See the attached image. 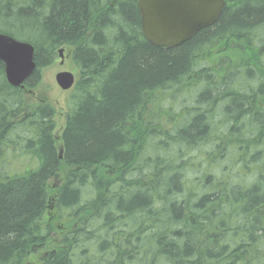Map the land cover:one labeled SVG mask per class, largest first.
Returning a JSON list of instances; mask_svg holds the SVG:
<instances>
[{
	"label": "trees",
	"instance_id": "1",
	"mask_svg": "<svg viewBox=\"0 0 264 264\" xmlns=\"http://www.w3.org/2000/svg\"><path fill=\"white\" fill-rule=\"evenodd\" d=\"M225 1L163 50L137 0H0L37 65L15 89L0 63V264H264V0ZM62 48L78 80L58 130L29 97Z\"/></svg>",
	"mask_w": 264,
	"mask_h": 264
},
{
	"label": "water",
	"instance_id": "2",
	"mask_svg": "<svg viewBox=\"0 0 264 264\" xmlns=\"http://www.w3.org/2000/svg\"><path fill=\"white\" fill-rule=\"evenodd\" d=\"M145 40L155 48L176 49L192 40L201 30L213 26L221 17L224 0H137ZM64 50L60 57L64 60ZM0 62L5 65L8 84L23 89L35 73L33 45L0 33ZM56 83L63 91H70L76 79L72 73L56 75ZM63 148L60 149L62 158Z\"/></svg>",
	"mask_w": 264,
	"mask_h": 264
},
{
	"label": "rangeland",
	"instance_id": "3",
	"mask_svg": "<svg viewBox=\"0 0 264 264\" xmlns=\"http://www.w3.org/2000/svg\"><path fill=\"white\" fill-rule=\"evenodd\" d=\"M65 60L64 63L61 62V59L58 57L57 61L50 68H46L42 71V83L38 90L34 92L33 95L29 97V101L32 105H36L38 103H50L56 108V112L58 114L57 118V128L60 130V127L64 124V117L67 114L68 109V101L71 99V91H63L59 88L56 83L55 77L57 74L61 72H70L73 74H78V69L74 66L72 59H69L67 54H64ZM207 62V59H205ZM195 90H184L182 96L179 99L180 104H177L176 108L178 111H181L183 108L182 103L187 99V102H184V105L191 107L193 105V93ZM172 93H164V97L167 99V102L163 104V106L168 105V101H171ZM170 97V98H169ZM60 132V131H59ZM207 166V165H206ZM42 255V254H41ZM41 255L36 256L33 255L25 260L26 264H36L35 262L41 257Z\"/></svg>",
	"mask_w": 264,
	"mask_h": 264
}]
</instances>
